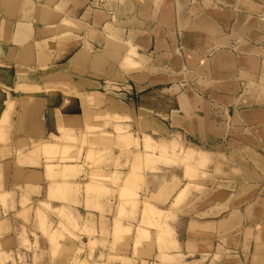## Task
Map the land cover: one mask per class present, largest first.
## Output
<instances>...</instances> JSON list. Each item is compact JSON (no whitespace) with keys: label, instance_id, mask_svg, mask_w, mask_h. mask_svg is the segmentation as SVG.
I'll return each instance as SVG.
<instances>
[{"label":"crops","instance_id":"0c3cea01","mask_svg":"<svg viewBox=\"0 0 264 264\" xmlns=\"http://www.w3.org/2000/svg\"><path fill=\"white\" fill-rule=\"evenodd\" d=\"M125 128L249 200L208 219L171 152L132 172L123 139L83 144ZM143 176L161 200L123 196ZM236 210L264 241V0H0V264H236Z\"/></svg>","mask_w":264,"mask_h":264},{"label":"rangeland","instance_id":"374dc122","mask_svg":"<svg viewBox=\"0 0 264 264\" xmlns=\"http://www.w3.org/2000/svg\"><path fill=\"white\" fill-rule=\"evenodd\" d=\"M90 131V130H89ZM94 131V130H93ZM122 131H118L117 135L116 134H111V133H106L104 130H102V135L101 136H94L90 135L89 141H84L83 144L86 143L89 146H93L96 144L95 139L101 137L103 140L108 142V149L106 151L103 150L101 153V156L103 155H110V154H115V140L117 139H123L122 143L124 147L119 146V154H124V157L126 159H129L128 157L132 154L135 153L137 156L136 161L134 162L135 167H130L128 161L126 162L125 166L127 167L126 169L132 172H136L139 167L140 170L143 171V165H147L148 160L152 159L153 162L152 164L155 163V172L159 174V172L162 170V165L164 163V154H169L171 152V155L173 157L172 159V165L178 167L179 165L183 166L184 169L189 173V179L185 181L186 179L182 178V181L188 182L189 185H187V190L188 194L191 193V191L197 189L198 190V199L203 201L204 204V212H205V217L209 218H214V219H224L227 216V205L228 203H234L236 205H239L243 203L244 198L246 197L245 201L249 200V195H244V194H234V193H224V187H228L227 184L224 186L222 185L223 188H221V183H226L229 182V184H234L236 180L234 179H228L226 177L220 176L215 174L214 176L212 175L211 167L212 163L211 162H206L204 160V170H203V177L199 178L200 176V171L198 173L193 170L192 174V169H191V164L189 161V158L195 155V151L188 149H185V146L179 144L178 141H173L171 144V147L165 148L164 145L158 144L159 142L150 139L147 137V135H142L141 132L134 133L132 135V131L129 128H125ZM134 132V131H133ZM122 134V136L120 135ZM118 147V146H117ZM91 151H89V155L93 158V152L90 154ZM155 156L153 158H149L151 156ZM185 155V156H184ZM99 156V152H98ZM183 156V157H182ZM225 165V167L228 166V163H222ZM154 166V165H153ZM146 170V169H144ZM132 172L128 173V176L126 180L130 179L132 176ZM198 174V183L196 181V176ZM177 178L180 176L179 171L175 172L173 174ZM192 178V179H190ZM202 179V181H200ZM152 182L154 180L152 179ZM146 185H147V177L143 176L140 177L139 181L135 185H125L124 186V197H130V199L133 198H138V195H132L131 191L132 190H141L143 193H140V202L138 203H147L152 200H161L160 199V194L159 192L155 194H150L153 193L154 189L153 188H148L147 191L148 194H145L146 190ZM233 188V187H232ZM234 189H237L235 187ZM158 191L159 189L156 188ZM173 196V201L178 203L181 201L182 194H177V195H172ZM258 196V195H257ZM256 196V197H257ZM148 197V199H147ZM258 199V197L256 198ZM198 201V202H200ZM147 209V208H145ZM159 213H162L159 211ZM233 213V211H232ZM160 218V217H159ZM176 220V215L173 216V220ZM226 219V218H225ZM224 219V220H225ZM253 219H242V217L239 214V211L236 210V214L233 216H230L229 220H226V222L221 223L219 228L224 229L225 231L220 232V235H218V239H216V242L214 243L216 246H219L220 251L230 249L234 250L235 253L232 254L233 256L230 258V261L233 259L235 260L236 264H263L264 262V241L260 240H253V236L251 235L252 233V227L250 224H252ZM148 218L144 217L143 219V224H148ZM230 224V225H228ZM262 224L264 225V219L262 220ZM230 226V237L229 235H225V232L227 231V227ZM263 227V226H262ZM260 227V228H262ZM159 228V226H158ZM157 228V229H158ZM162 229H159V232ZM140 233L146 234V231L141 230ZM229 237V238H228ZM264 236H262L263 238ZM229 239V240H228ZM258 251V252H257ZM261 255V257H259ZM228 260V259H227ZM262 261V263H261Z\"/></svg>","mask_w":264,"mask_h":264},{"label":"built area","instance_id":"2783aa9c","mask_svg":"<svg viewBox=\"0 0 264 264\" xmlns=\"http://www.w3.org/2000/svg\"><path fill=\"white\" fill-rule=\"evenodd\" d=\"M100 7H105L108 0H94Z\"/></svg>","mask_w":264,"mask_h":264}]
</instances>
